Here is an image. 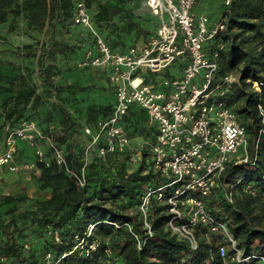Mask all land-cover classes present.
<instances>
[{
	"label": "trees",
	"instance_id": "1",
	"mask_svg": "<svg viewBox=\"0 0 264 264\" xmlns=\"http://www.w3.org/2000/svg\"><path fill=\"white\" fill-rule=\"evenodd\" d=\"M76 1L0 0V22L11 17L10 30L19 16L26 19L28 27L42 28L47 24L50 35L47 44L43 41L46 46L42 45L38 60L42 81L47 86L45 96L55 88L61 95L62 132L59 141L66 148L65 164L55 160L37 162L40 171L38 195L27 199L28 203L22 201L21 196L4 195L2 202L8 203L11 209L19 203H27L23 224L30 225L40 234L48 225L58 230L59 241L42 234V248L52 253L51 264H257L253 257L248 261L230 260L233 256L231 249L227 258L222 259L216 245L221 240L217 241L215 233L204 235L206 226L195 229L197 246L193 248L188 240L170 229L168 205L154 196L146 211L148 225L144 224L140 213L127 211L140 205L144 185L155 188L165 180L158 171L150 168L148 146L156 128L148 122L142 109L131 108L124 122L130 138L143 139V159L137 163L136 169L128 170L130 149L121 152L122 157L112 154L106 161L94 156L84 167L85 184H78L76 176L81 175L84 163L71 135L73 127L80 122V115L73 118L64 106L72 102L80 85L65 81L70 82L72 72L80 69L76 64L88 49L94 48L95 43L90 31L72 20ZM131 1L84 0L94 27L114 51H126L144 41L157 28V17L148 8L136 9L138 5L131 4ZM229 1L223 11L226 29L207 41L205 50L208 56L214 50L218 51L220 73L236 70L239 74L238 81L230 87L227 101L245 127L249 157L241 163L227 162L221 173L222 181L232 184V201L225 197L223 187L215 189L203 200L212 215L227 223L237 248L246 257L264 254V135L258 134L257 116V104L264 105V0ZM55 28L59 30L57 35L54 34ZM220 42L224 43L222 48L218 47ZM55 75L62 77L63 82L60 80L56 85L53 82ZM253 81L259 82V90L251 87ZM7 89L13 93L3 103L4 119L14 125L28 109L35 110L41 96L33 84ZM86 107L84 122L93 124L98 117L111 113L112 103ZM26 150L21 147L18 157L29 156ZM43 191L49 195L43 196ZM13 213L19 212L15 210ZM9 224L14 229L9 232L5 226L0 238L1 254L8 258L3 264H42V252L32 250L27 253L22 248L15 233L22 228L16 225L15 218H11Z\"/></svg>",
	"mask_w": 264,
	"mask_h": 264
},
{
	"label": "built area",
	"instance_id": "2",
	"mask_svg": "<svg viewBox=\"0 0 264 264\" xmlns=\"http://www.w3.org/2000/svg\"><path fill=\"white\" fill-rule=\"evenodd\" d=\"M229 2L225 0V5ZM194 3L195 0H144L158 19L157 28L143 42L121 52L112 50L94 27L84 0L76 1L72 20L86 27L95 43L94 48L86 51L83 64L107 71L115 93L111 113L98 117L84 130L93 139L91 142L103 141L101 155L125 151L131 148V138L123 127L125 117L133 106L142 109L148 122L156 128L148 146L150 168L165 180L145 191L140 208L146 212L154 196L168 205L170 229L188 240L193 248L197 246L195 229L202 225L206 226L204 235L222 236L223 242L216 243L222 259L227 258L230 248L231 259L248 261L253 257L257 264H264V254L244 257L227 223L205 208L203 197L220 187L225 190L227 200L232 201V184L223 182L220 176L227 162L247 161L249 144L244 125L227 101L230 87L238 81L239 74L220 73L218 51L208 56L205 50L207 41L225 31L226 18L222 15L211 21L208 15H196L192 11ZM223 46L222 42L218 45ZM176 61L180 64L179 73L166 71L161 78L154 76ZM201 70L202 75L198 77ZM251 87L259 90L260 84L253 81ZM257 116L258 134L264 135L261 103L257 104ZM51 128L50 125L44 132L32 119L22 120L15 127L7 125L0 164L14 169L33 168L37 165L34 161L13 164L18 140L34 145L36 140L44 139L54 151V160L65 164V156L54 143ZM35 152L38 161L48 162L40 148L36 147ZM141 157L140 149L131 155V159ZM83 168L84 165L81 175L76 176L81 186L85 184ZM145 224L148 225L146 220Z\"/></svg>",
	"mask_w": 264,
	"mask_h": 264
},
{
	"label": "rangeland",
	"instance_id": "3",
	"mask_svg": "<svg viewBox=\"0 0 264 264\" xmlns=\"http://www.w3.org/2000/svg\"><path fill=\"white\" fill-rule=\"evenodd\" d=\"M138 6L136 9L138 10H146V5L144 4V0L142 3L137 4ZM204 6V1L199 0L198 5L195 7V10L199 14L200 12H204L206 15L209 16L210 19H219L221 15H223V11L225 8V0H214L212 2V8L208 9L207 7ZM49 29L47 27L46 32L42 33L41 30V36L40 39L41 41H44L47 44V38L49 37ZM59 33L58 28L54 29V34L57 35ZM93 37V36H92ZM94 42V39H93ZM44 45V47L46 46ZM45 49V48H44ZM85 59V55L83 59H81L80 63L76 64V67H80V69H76L79 72V75H75L74 77L70 76V82L68 80L65 81V83L70 84L71 82L75 81L79 87V91L76 94V96H72V102H67L65 104L64 108L73 116L79 114V123L77 126L73 127L74 132L71 135V140L74 145L79 147L81 151V159L83 160L84 167L86 164L90 162V160L95 156L100 158L103 161H106L108 156L114 154L117 155L118 157H122L121 152L123 151H115L113 153L105 154L104 156L100 154V147L103 145V141L99 140L97 142H91L93 139L91 136L85 132L84 128L88 123L84 122L83 116H84V109L87 108L86 106L91 105V104H102V103H112L115 100V93H114V88L112 85H110V81L108 79V74L98 66H91L88 64H83ZM44 65L46 63V59H44ZM78 65V66H77ZM90 68H95L94 70L95 75H87V69ZM40 68V72H41ZM33 71V69H32ZM169 71V72H180V64L179 61H176V63L171 64L167 69H165L163 72L158 73L154 75L157 78H161L164 75V72ZM203 70L199 73L198 77H201ZM233 74H237V71L232 70L231 71ZM42 73L41 75H27L26 77V82H29L28 84H33L36 86V90H38L39 95L41 96V99L38 102V105L35 107V110L28 109L25 112L24 117L19 122L14 123V125H10L9 127H15L20 124L22 120H34L38 122V127H40L44 132H47L49 129V126H52V130L50 133L52 134L53 141L55 144L59 145L60 149H62V153L64 156H66V148L65 144L61 143L59 141V135L62 132V123L60 122V114H59V107H61L60 99L61 95L56 93V88L54 90L50 91V94L45 96V90L47 89L46 84L42 81ZM68 75V74H67ZM13 77V76H12ZM197 77V78H198ZM14 78V77H13ZM13 78H8L5 79V84L2 85V87H13L14 84L18 85ZM62 79V77H61ZM59 75H55L53 78V82L57 85L58 82L61 80ZM63 82V80H61ZM27 84V85H28ZM1 86V85H0ZM83 114V115H82ZM82 115V116H81ZM238 115V114H237ZM82 118V120H81ZM3 119V120H2ZM239 119V116H238ZM2 120V122H1ZM82 121V123H81ZM240 121V119H239ZM241 122V121H240ZM2 123H4V110H0V133L3 131V142L0 144V152L2 151L4 147V142H5V137L7 134V127L5 126L2 127ZM124 127V125H123ZM125 130V128H124ZM126 131V130H125ZM127 133V132H126ZM133 138H139V137H131ZM133 144V143H132ZM143 144V142H142ZM141 144V145H142ZM138 148L135 143L134 146H131V154L135 153L136 150L142 148V146ZM27 147L26 149L28 150L29 156H26L25 158L18 157V152L21 147ZM36 147L40 148L46 160H54V151L48 144V142L44 140H36L34 142V145H29L27 142L23 140H18V148H17V153L15 155V158L13 160V164H19L23 162H30L34 161L35 163L38 162L37 160V154L35 152ZM26 150V151H27ZM23 151V150H22ZM141 159H129L131 162L130 166L128 167L129 171H132L133 169H136L137 163H140ZM40 171L35 164L33 168H25L21 169L19 168H10L7 164H0V238H2L4 232L3 229L5 226H7V229L9 232L12 231L14 228L10 223L11 218H15L16 225L21 227L22 229L15 231L16 235L18 236L21 246L24 249L25 252L31 253L32 250H36L38 253H43L42 256L40 257L41 263L42 264H51L52 261V253L48 250H44L43 247V235L46 236H51L53 241H59L60 236L58 235L59 232L57 229L51 227V226H46L43 229L42 234L37 232L33 227H30V225L23 224V220L26 218V212L28 209H26L25 205L28 203L29 200L27 199H32L35 195H38V177H39ZM83 174L85 176L86 180V168H83ZM9 184L7 185V189H5V186L2 184ZM153 187V186H150ZM150 187H147L144 185L143 187V192L147 191ZM4 191L5 194H2L1 192ZM41 194L44 196H48L49 192L43 191ZM197 194V193H196ZM4 195H13V196H21V198H24L22 201H27V203L24 205L22 203L17 204L14 206V208H10L8 203L2 202L3 196ZM142 202V200H141ZM141 204V203H140ZM138 208V210L136 209ZM18 210L19 213L14 214L13 211ZM129 213H140V216L142 220L144 221L145 224V218L147 217V212H144L139 204L135 208H129L127 210ZM147 211V210H146ZM21 213V214H20ZM40 234V235H39ZM56 235L58 238H56ZM222 241L223 238L221 235L217 236V241ZM1 249V248H0ZM230 250V248H228ZM0 250V264L6 263L8 261V258L3 256L1 254ZM153 260V259H152ZM230 260H233L230 258Z\"/></svg>",
	"mask_w": 264,
	"mask_h": 264
},
{
	"label": "crops",
	"instance_id": "4",
	"mask_svg": "<svg viewBox=\"0 0 264 264\" xmlns=\"http://www.w3.org/2000/svg\"><path fill=\"white\" fill-rule=\"evenodd\" d=\"M142 1L143 0H132L131 4L137 5L142 3ZM203 1V7H207L208 9L212 8V2L214 0ZM198 2L199 0H195L192 8L193 13L196 15L205 14L203 11L197 14L198 12L195 10V7L198 5ZM10 18L11 17H8L5 22H0V110L3 109L4 101H6L7 98L13 93L12 90H8L4 86L2 87V85L5 84V79L14 77L12 80H14L18 85L14 84L13 87H20L25 86L29 83L26 82L27 75H41L40 61L38 59L40 58V54L42 52L41 48L42 45L44 46V44L43 41H41L42 39H40V36L41 30L42 33L46 32L47 30V24L42 26V28H33V26L28 27L29 25H27L26 19L22 16H19L17 18L14 28L10 30ZM210 20L214 21L217 19L215 18ZM26 45H30L31 47L27 48L28 46L25 47ZM79 63L80 61L78 62V64ZM94 70L96 69H87V75H95ZM105 72L107 74V71ZM71 75L72 77H74L75 75H79L78 70L73 71ZM36 92L39 93L38 90H36ZM29 104L30 103H28V105ZM132 108L139 109L135 106H133ZM9 122V120L4 119V123H2L1 126L5 128V126L7 127V125H9ZM3 135L4 134L2 131V133H0V144L3 142ZM142 141L143 139L141 137L133 139L131 138L130 144L131 146H134L135 143V145L139 148L142 144ZM2 184L5 186V189L8 188L7 185L9 184ZM1 193L5 194L4 191H2Z\"/></svg>",
	"mask_w": 264,
	"mask_h": 264
}]
</instances>
